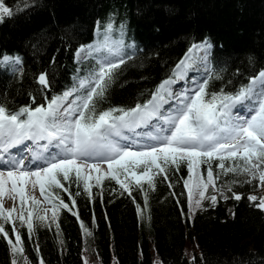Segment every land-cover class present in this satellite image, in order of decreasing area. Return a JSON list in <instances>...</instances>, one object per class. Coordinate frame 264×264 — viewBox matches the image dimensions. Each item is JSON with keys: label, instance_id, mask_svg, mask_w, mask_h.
<instances>
[{"label": "trees", "instance_id": "1", "mask_svg": "<svg viewBox=\"0 0 264 264\" xmlns=\"http://www.w3.org/2000/svg\"><path fill=\"white\" fill-rule=\"evenodd\" d=\"M0 3L11 12L0 9V56L20 58L18 67L0 61V104L9 112L22 106L46 107L52 97L66 91L76 102L85 93L80 81L99 71L105 61L120 58L124 64L113 73L104 96L95 98V114L142 105L162 82L175 79L177 65L205 39L211 44L206 69L194 78L198 85L207 81L206 99L221 90L235 93L264 71V0ZM41 73L50 82L46 88L38 83ZM239 162L226 160L225 165ZM211 164L217 188L231 186L242 199L235 200L228 191V199L218 197L215 205L204 202L191 220L184 186L186 162L178 169L170 165L167 180L156 175L154 187L147 181L141 182L142 188L132 183L131 195L111 177L86 191L74 171L69 180L61 174L62 188L45 186L53 199L44 200L52 208L57 205L55 218L33 221L31 234L27 225H16L24 249L16 256L25 254L29 264L41 259L44 264H84L88 255L84 245L92 241L96 264H264V211L248 199L256 185L236 179L235 173L225 175L215 158ZM199 168L204 175L208 164ZM61 200L69 207L60 205ZM4 227L8 239L15 241L13 224ZM13 259L0 234V264H12Z\"/></svg>", "mask_w": 264, "mask_h": 264}, {"label": "snow or ice", "instance_id": "2", "mask_svg": "<svg viewBox=\"0 0 264 264\" xmlns=\"http://www.w3.org/2000/svg\"><path fill=\"white\" fill-rule=\"evenodd\" d=\"M0 9L3 13L11 15L9 9L3 7L2 3ZM108 27L110 28L111 25L109 24ZM210 48V42L205 39L200 45H193L190 51L207 53ZM0 61L6 64H20L19 57L9 55L0 56ZM124 62L123 58L118 61H105L99 66V71L90 73V78L82 80L80 88L85 89V93L77 98L75 108L72 106L73 102H69L67 106L62 104L72 95L71 91H66L62 96L52 97L46 107L22 106L19 110L9 112L5 105L0 104V151L8 152L12 148L25 145L26 141L42 140L55 142L54 147L61 149L55 154L49 150L44 157L30 156L29 162L37 159L44 161L36 170L28 168L24 157L21 156L19 159L14 157L10 161L12 168L6 170V175L4 171H0V220L3 221L0 223V234L7 239L14 257L18 253H23L24 249L20 233L15 227L13 217V213L16 212L15 205L10 209L3 207L2 198L5 194V186L9 182L11 183V188L8 190L9 198L15 201L18 196L20 201L19 215L15 219L19 220L21 227L27 225L30 234L34 230L33 211H26L24 206L29 200L33 208L40 202L34 196L25 195V186L29 178H35L33 187L39 185L41 195L51 203L53 197L51 193H46V184L49 188H62L63 185L58 177L62 174L63 180H69L70 173L74 171L77 182L83 180L85 190L89 191L88 181L92 177L90 175L82 177L81 173L84 170L95 171L97 173L95 179L99 184L103 179L100 175L101 162L107 164L110 177L117 181L121 189L128 191L129 195L133 180L137 187H143L141 181L144 179H147L150 187H154L156 175H162L167 180L170 165L178 169L181 162H186L189 178L184 181V186L188 189L190 211L194 190L199 195V199L195 200L196 208L201 207L202 200L206 198L205 192L210 185L216 190L211 164L214 158L219 161L217 167L225 175L247 174L251 177L246 181L247 183L258 179L260 185L264 186V71H260L248 85L235 93H225L221 90L219 93L211 94L208 99L205 98L207 81H203L191 96L177 97L174 115H165L162 110L169 95L166 89L171 83L170 80L162 82L151 99L142 105L136 104L127 110L111 108L96 115L95 98L104 96L112 81L113 73ZM184 64L185 61L182 60L177 68L183 67ZM38 83L45 88L49 86L46 73L38 76ZM33 102L35 103L34 97ZM245 103L256 105L250 109L255 114L250 118L233 119L232 109ZM153 120H163L167 128L162 125L160 132L149 136L152 142L147 144L144 150L132 151L130 144L121 146L112 139V137L127 139L124 130L134 131L142 125L150 126ZM226 160L243 163L227 167ZM201 163L208 164L206 180L199 173H196L195 178L193 177L196 165ZM137 168H142V174H137L135 170ZM121 175L124 176L123 180L120 179ZM227 190L231 192V186H227ZM221 195H223L222 191ZM208 198L215 205L217 196L211 195ZM224 198L228 199L227 196ZM232 198L239 201L242 196L232 193ZM248 199L257 201L258 197L253 195ZM72 203L74 206L75 201L73 200ZM60 205L64 208L69 207L62 200ZM145 206H147V195H145ZM56 207L57 205H53V219L56 216ZM256 207L264 211V198H259ZM137 210L142 211L139 205ZM73 215L79 218L78 213L73 212ZM35 218L40 222L45 220V216L42 215H37ZM8 223H13L11 231L15 233V241L8 239L9 232L4 227ZM81 227L85 232L88 231L83 223ZM12 264H18L17 260L13 259ZM24 264H29L27 258ZM39 264H44L43 259ZM84 264H88L87 260Z\"/></svg>", "mask_w": 264, "mask_h": 264}, {"label": "rangeland", "instance_id": "3", "mask_svg": "<svg viewBox=\"0 0 264 264\" xmlns=\"http://www.w3.org/2000/svg\"><path fill=\"white\" fill-rule=\"evenodd\" d=\"M83 53H84V50H82V49L78 51L77 59L79 61L83 58ZM186 58H188V59H186ZM184 61H185L184 66L180 67L179 69L177 68V74H176L175 79L171 80V83L167 86L166 91L169 93V95L166 97V103L163 105V109H162L164 111L165 115H174L175 114V108L177 105V97H183L185 95H187V96L192 95V93L194 92V90L198 86V80L195 79L194 77L206 69L207 53H205L203 51H190V53H188L186 55ZM2 63L6 64L4 62H2ZM18 66L19 65H16V67H18ZM190 71H194V72L190 73ZM80 83H81V81H80ZM257 88H259V84H257ZM69 102H73L72 106H73V108H75V101L70 96L68 97V99L66 101H63L62 104L64 106H67L69 104ZM252 105H249L247 103H245L243 106L237 105L235 108L232 109V118L233 119H236L237 117L250 118V116H251L250 112H252V111H250V109L254 108ZM162 125L165 129L167 128V124L163 120H159V121L153 120L151 122L150 126L142 125L141 127L135 129L134 131L124 130V136L127 137V139H122L120 137H112V139L114 141L118 142L121 146H123L125 144H130L132 151L144 150L146 145L152 142L149 140V136H153L157 132H160ZM164 134H167V133H164ZM54 143L55 142H53V146H54ZM55 150H56V152L61 151V149L56 148V147H55ZM21 156H23V155L22 154L17 155L15 157V159H19ZM23 157L25 160V156H23ZM4 160L7 161L6 158H4ZM12 160L13 159H11V161ZM89 162H92V161H89ZM242 163H243L242 161L239 162V164H242ZM235 164L236 163H232L231 166H235ZM11 168H12V166H8L7 168H5L2 171H4L6 174V170H10ZM135 170L137 171L138 175L142 174V171H138V170H140V168H137ZM207 170H208V168L205 169V174L203 175L201 173V170H200L199 164H198L195 167L193 177L195 178L196 173H199L206 180ZM81 174H82V177H86L88 175H90L92 177V179L88 181V184L90 185V187L96 183L95 177L97 176V173L95 171L88 172L87 170H84V171H82ZM100 175L103 176V179L110 177L106 163L101 162V173H100ZM129 178L131 179V177H129ZM188 178H189V172H188ZM235 178L239 179L241 181H244V182L251 179V177L249 175L243 174V173H241V174L235 173ZM120 179L123 180L124 176L121 175ZM34 180H35L34 177L29 178V182L25 186V195H26V197L27 196H34L35 199L37 201H39L40 203L38 206L33 208L31 206V201L29 200L28 204H26L24 207H25L26 211L27 210L33 211V221L40 222V221L36 220L35 217L37 215H42V216H45V220L43 222H46V221L51 220L53 218V216H52L53 208L51 206H49L47 204V202L44 200L43 196L40 193L39 185H36L35 187H33V181ZM143 181H147V179H144L141 182H143ZM132 183H135V181L133 180ZM215 183H216V180H215ZM251 183L256 185L257 190L252 192L251 194H249V196H253V195L257 196L258 197L257 201H252V202H255L256 204H258L259 198H264V186L260 185V182L258 179L252 180ZM18 186H20L19 182H18ZM83 187L85 188L84 181H83ZM10 188H11V183L9 182V184H7L5 186V194H4V197L2 198V202H3V207L5 209H10L15 205L16 212L13 213V217H14L15 226H16V225L20 224L19 220L15 219V217H17L19 215L20 201H19L18 196H16L15 201H13L11 198H9V191L8 190ZM221 191L223 192V195H221ZM186 193H187V208H188L187 217L189 220H191L193 218L194 214L196 213V211L202 208V205L204 202H207L209 204L212 203L208 197H210L211 195H216L217 198L218 197L224 198V196H227L228 190H227V187L226 188L224 187V185H221L218 188L216 186V190H214V188L210 185L208 187L207 191L205 192L206 198L204 200H202L200 208L195 207V200L199 199V195H198V192L194 190L191 211L189 210L190 205H189L188 189L187 188H186ZM233 193H235V192L233 191ZM93 247H94V245H93L92 241H89L88 243H85V245H84V248L88 254L87 257L85 258V260H87L88 264H96L97 263V260L94 259V255L92 253ZM186 255L189 258H191V256H192L190 251L186 252ZM25 258H26L25 254L22 255V257H19V256L14 257V259L17 260L18 264H24Z\"/></svg>", "mask_w": 264, "mask_h": 264}, {"label": "bare ground", "instance_id": "4", "mask_svg": "<svg viewBox=\"0 0 264 264\" xmlns=\"http://www.w3.org/2000/svg\"><path fill=\"white\" fill-rule=\"evenodd\" d=\"M38 142H40V141H38ZM38 142L37 141H26L25 145H20V146H18L16 148H12L8 152L0 151V157L6 158L7 159V163H8V164H3L4 159H0V171L4 170L8 166H11V163H10L11 159H13L14 157H16L17 155H20L22 153H25L26 156L28 155V159L25 162L27 167L32 169V170H36L38 165H40L42 162H44L43 159H37L34 162H29V157L30 156L31 157H37L36 156V148L40 147V149H41L40 153H42V156L40 155V157L46 156L47 155V151H49V150H51L53 153L56 151L55 147L53 146V142L52 141H49L47 149L43 147L42 143H40V146H38L37 145ZM41 142H43V140Z\"/></svg>", "mask_w": 264, "mask_h": 264}]
</instances>
